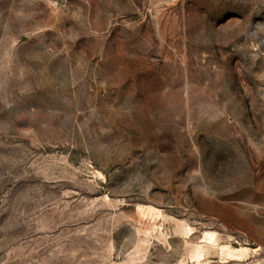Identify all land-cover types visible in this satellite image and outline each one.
<instances>
[{
	"label": "rangeland",
	"instance_id": "obj_1",
	"mask_svg": "<svg viewBox=\"0 0 264 264\" xmlns=\"http://www.w3.org/2000/svg\"><path fill=\"white\" fill-rule=\"evenodd\" d=\"M0 264H264V0H0Z\"/></svg>",
	"mask_w": 264,
	"mask_h": 264
}]
</instances>
